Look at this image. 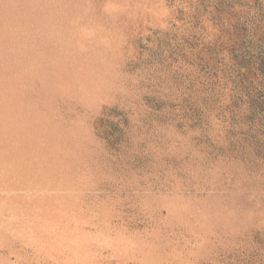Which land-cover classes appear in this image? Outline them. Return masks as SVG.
Segmentation results:
<instances>
[{"label":"rangeland","instance_id":"obj_1","mask_svg":"<svg viewBox=\"0 0 264 264\" xmlns=\"http://www.w3.org/2000/svg\"><path fill=\"white\" fill-rule=\"evenodd\" d=\"M0 264H264V0H0Z\"/></svg>","mask_w":264,"mask_h":264}]
</instances>
